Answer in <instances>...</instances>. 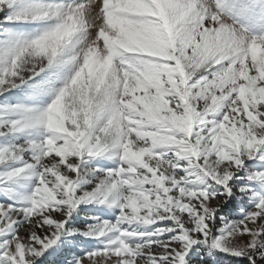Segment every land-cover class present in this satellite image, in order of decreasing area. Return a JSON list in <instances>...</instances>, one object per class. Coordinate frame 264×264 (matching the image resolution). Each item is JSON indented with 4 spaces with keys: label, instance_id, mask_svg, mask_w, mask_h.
<instances>
[{
    "label": "snow or ice",
    "instance_id": "snow-or-ice-1",
    "mask_svg": "<svg viewBox=\"0 0 264 264\" xmlns=\"http://www.w3.org/2000/svg\"><path fill=\"white\" fill-rule=\"evenodd\" d=\"M0 264H264V0H0Z\"/></svg>",
    "mask_w": 264,
    "mask_h": 264
}]
</instances>
